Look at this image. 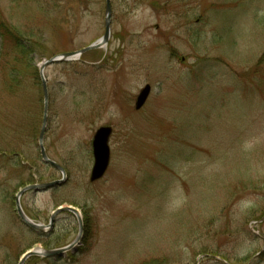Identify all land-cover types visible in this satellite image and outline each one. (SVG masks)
<instances>
[{
    "label": "rangeland",
    "instance_id": "1",
    "mask_svg": "<svg viewBox=\"0 0 264 264\" xmlns=\"http://www.w3.org/2000/svg\"><path fill=\"white\" fill-rule=\"evenodd\" d=\"M111 1L109 43L45 70V146L66 179L21 197L46 224L77 207L84 232L24 264H264V0ZM105 17L106 0H0V264L78 236L67 211L30 228L16 197L63 177L39 145V66L99 40ZM102 126L111 161L91 182Z\"/></svg>",
    "mask_w": 264,
    "mask_h": 264
},
{
    "label": "water",
    "instance_id": "2",
    "mask_svg": "<svg viewBox=\"0 0 264 264\" xmlns=\"http://www.w3.org/2000/svg\"><path fill=\"white\" fill-rule=\"evenodd\" d=\"M112 14H113L112 1L106 0L105 33L99 40L95 41L94 43L82 49L63 52L58 55H55L43 61L41 65L39 66L40 76H41L42 85H43V92H44V115H43L42 128H41V132L39 135V145L41 148V154H42L43 160L46 163L52 165L57 170H59L63 174V177L61 179H57L53 181L37 182V183L28 184L22 189H20L16 197L17 210L23 222H25L28 226L38 231H46L49 228H53L57 217L65 211H70L74 213L78 218L79 233L72 243L62 248L41 249V250L33 249V250L28 251L26 254L23 255L19 264H24L28 258H30L31 256H35V255L51 257V256L66 253L69 250L73 249L81 241L82 234L84 232V220H83L80 210L77 207L71 206V205H68V206L61 205L57 207L51 214L50 222L48 224H45L41 222H36L27 215V213L25 212L22 206L21 197L25 192L30 191V190H47V189L54 188L62 184L65 181L66 176H67L66 170L64 169V167L61 164H59L57 161L50 158L46 150V146H45V137H46V131H47V126L49 122V104H50V92H49V86H48V78L45 75V70L48 66H51L55 63L77 60L83 54L91 50L105 47L109 43L110 37H111ZM151 91H152V86L150 84H147L142 89V91L140 92L137 98L136 109L139 110L142 107H144ZM112 132H113L112 126H102L96 131L94 135V139H93L94 164H93L91 175H90L91 182H96L100 180L101 178H103L110 166L111 148H110L109 142H110V137L112 135Z\"/></svg>",
    "mask_w": 264,
    "mask_h": 264
},
{
    "label": "trees",
    "instance_id": "3",
    "mask_svg": "<svg viewBox=\"0 0 264 264\" xmlns=\"http://www.w3.org/2000/svg\"><path fill=\"white\" fill-rule=\"evenodd\" d=\"M1 27H2V29H3V34H4V36H9V37H11L12 40H13V42H14V36H15V38H16V34H14L13 29H10V28H9L7 25H5V24H1ZM15 41H16L17 44H20V42H18V39H15ZM20 45H22V44H20ZM18 47H19V46H18ZM83 56H85V54H84ZM83 56H82V57H83Z\"/></svg>",
    "mask_w": 264,
    "mask_h": 264
}]
</instances>
